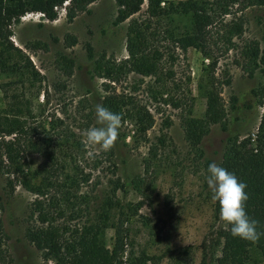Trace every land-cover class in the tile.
<instances>
[{"label": "trees", "instance_id": "trees-1", "mask_svg": "<svg viewBox=\"0 0 264 264\" xmlns=\"http://www.w3.org/2000/svg\"><path fill=\"white\" fill-rule=\"evenodd\" d=\"M94 1L0 0L2 192L7 198L19 187L30 194L23 237L38 254L40 264L125 263L127 225L137 215V208L118 199L117 194L126 190L116 176L117 166L125 162L129 151L143 147L142 171L152 173L154 164L173 148L165 132L149 138L148 131L156 116L166 129L173 112L182 128L190 163L199 164L202 138L213 125L225 130L228 112L235 107L234 97L228 109L221 97L223 87L230 84L228 65L248 78H262L251 91L261 113L252 136L233 135L225 141L218 165L247 185L246 211L259 221L257 230L264 232V51L254 38L244 36L245 11L260 10L264 17V0H113V25L126 22V55L115 60L102 54L93 60L91 73L102 80L101 94L88 90L82 94L74 107L80 125L73 127L49 112L45 102H36L41 89L25 93L37 89L42 76L28 56L12 44V27L27 14L52 22L61 8L70 22L87 12ZM188 49L200 55L206 77L205 109L199 118L191 115L190 77L184 64ZM86 52L91 58L88 47ZM223 61L227 64L219 70ZM129 75L139 79L127 82ZM97 104L122 115L120 136L112 151H91L85 156L81 132L93 126ZM31 155L41 162L30 172L27 159ZM102 182L106 190L97 198L95 192ZM131 185L145 196L149 181L138 176ZM218 215L215 202L214 220ZM107 230L112 232L109 246L103 240ZM0 238H7L1 222ZM134 259L132 264L147 260L144 255ZM252 259L264 262V236L251 244L233 237L222 224L211 227L202 238L196 264H246ZM0 263L10 264L4 244H0Z\"/></svg>", "mask_w": 264, "mask_h": 264}, {"label": "rangeland", "instance_id": "rangeland-1", "mask_svg": "<svg viewBox=\"0 0 264 264\" xmlns=\"http://www.w3.org/2000/svg\"><path fill=\"white\" fill-rule=\"evenodd\" d=\"M178 1V0H168ZM145 8L142 5L141 11ZM247 22L244 36L254 38L260 50L264 51V17L262 11L247 9ZM115 5L113 0H95L87 7V12L78 14L66 22L63 9L58 10L57 18L48 22L38 14H27L12 27V44L28 56L35 70L42 76L37 89L30 88L25 93L41 89L37 100L45 102L49 112L56 114L64 124L77 127L79 116L74 113L77 101L87 90L92 94H101L102 80L92 76V62L100 55L119 60L125 57L124 32L126 22L113 25ZM259 17L260 20H257ZM74 43L71 44V41ZM90 49L91 58L86 48ZM184 64L190 77L192 96L191 115L202 116L205 109V74L202 71V59L192 49L184 53ZM223 61L219 70L224 68ZM226 66V65H225ZM230 84L221 91L222 100L228 109L231 97H234V109L228 112L225 130L213 125L202 138L200 149L202 160L199 164L190 163V155L183 138L178 118L170 115V125L164 129L156 116L155 124L148 131L149 138L163 131L169 138L173 150L154 164L152 173L142 171L141 159L145 149L129 151L123 164L117 166L116 176L124 184L126 193H118L120 203L136 204L137 215L128 221V240L124 264L134 263V258L146 257L145 264L193 263L200 259V243L211 227L223 223L214 220L215 201L207 187L208 165L220 161L225 141L233 135L252 136L255 133L261 108L251 91L262 80L258 75L248 78L238 68L228 65ZM3 78L0 77V80ZM139 79L129 75L127 82ZM146 80V79H145ZM1 96V94H0ZM1 105V97H0ZM95 124V121H94ZM93 124V125H94ZM88 126L87 128L91 127ZM86 128V129H87ZM81 132L84 155L96 152L89 147ZM128 142V138H125ZM28 171H32L41 162L36 155L27 159ZM149 181L148 189L141 192L133 190L131 181L135 177ZM106 190L105 183L96 189L95 195L101 197ZM81 191H84L81 190ZM31 196L22 188L16 187L10 197L2 192L0 178V222L6 239L0 238V244L7 248L10 264H40L36 251L23 235L26 206ZM137 207V205H139ZM106 246L112 241V232L107 230L103 237ZM5 260L4 262H6ZM2 264V263H0ZM246 264H264L250 260Z\"/></svg>", "mask_w": 264, "mask_h": 264}, {"label": "clouds", "instance_id": "clouds-1", "mask_svg": "<svg viewBox=\"0 0 264 264\" xmlns=\"http://www.w3.org/2000/svg\"><path fill=\"white\" fill-rule=\"evenodd\" d=\"M123 118L103 104L95 106V124L84 130L86 144L97 151L110 152L119 140ZM211 199L219 205V219L230 229L233 237L257 244L264 236L258 231L259 221L246 211L249 199L247 185L226 168L212 162L205 177Z\"/></svg>", "mask_w": 264, "mask_h": 264}]
</instances>
